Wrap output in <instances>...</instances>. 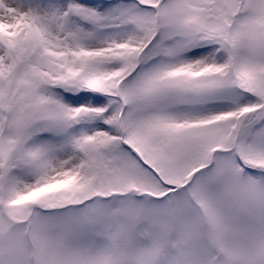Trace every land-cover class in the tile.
Returning a JSON list of instances; mask_svg holds the SVG:
<instances>
[{"label": "snow or ice", "instance_id": "snow-or-ice-1", "mask_svg": "<svg viewBox=\"0 0 264 264\" xmlns=\"http://www.w3.org/2000/svg\"><path fill=\"white\" fill-rule=\"evenodd\" d=\"M0 264H264V0H0Z\"/></svg>", "mask_w": 264, "mask_h": 264}]
</instances>
